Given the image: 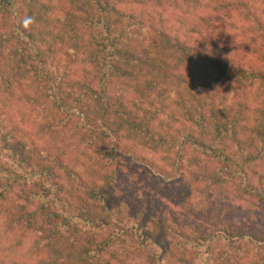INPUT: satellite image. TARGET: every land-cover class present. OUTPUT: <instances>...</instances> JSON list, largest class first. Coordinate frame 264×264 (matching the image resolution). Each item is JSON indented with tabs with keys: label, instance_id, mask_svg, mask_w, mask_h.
I'll return each mask as SVG.
<instances>
[{
	"label": "trees",
	"instance_id": "trees-1",
	"mask_svg": "<svg viewBox=\"0 0 264 264\" xmlns=\"http://www.w3.org/2000/svg\"><path fill=\"white\" fill-rule=\"evenodd\" d=\"M246 1L252 0H0V99L13 98L6 111L0 105V149L15 162L9 178L0 175V202L15 195L16 182L40 190L19 188L18 197L31 207L42 198L31 211L27 204L16 206L17 223L13 220L29 231L37 226L38 241L25 254L0 255V264H92V252H103L122 237L114 233L95 243L97 234L90 233L76 242L73 218L44 202L57 193L73 198L67 200L70 207L85 202L105 206L110 196L119 198L114 161L101 165L107 169L100 176L78 158L41 154L58 141L65 144L74 133L79 139L72 144L74 151L126 140L153 151L172 153L174 146L173 164L181 163L177 176L183 175L184 159L191 170L179 195L189 203L195 187L203 185L198 192L206 194L205 214L216 194L239 201L254 196L250 206L264 209V64L256 67L249 58L264 62V12H257L256 4L249 11ZM220 12L231 21L235 12V24H216L214 14ZM256 81L261 84L254 88ZM24 90L23 100L16 93ZM217 90L233 91L230 106ZM12 107L22 118L17 120ZM27 108L42 113L33 118ZM92 152L104 156L98 148ZM109 187L112 194L104 190ZM78 189L84 193L76 194ZM218 207L212 219L222 223L229 215L221 202ZM232 208L244 212L242 206ZM79 209L86 210L87 204ZM130 212L119 221L135 223L162 250L173 229L187 244L188 227L193 233L189 243L197 248L218 229L201 219L190 220L186 228L172 218L163 224L164 214L150 204ZM83 217L95 222L99 215L87 210ZM236 225L233 231L220 226V231H228L230 239H261L242 220ZM255 255L251 264H264V257ZM236 259L224 264H243Z\"/></svg>",
	"mask_w": 264,
	"mask_h": 264
},
{
	"label": "rangeland",
	"instance_id": "rangeland-1",
	"mask_svg": "<svg viewBox=\"0 0 264 264\" xmlns=\"http://www.w3.org/2000/svg\"><path fill=\"white\" fill-rule=\"evenodd\" d=\"M246 3L249 4V11L251 8L256 9V4V6H258L257 12H264V0H260V2L252 0L251 2L246 1ZM244 12L247 13V10H244ZM230 14L233 21L227 18L224 19L223 15L228 14L223 12L214 14L216 18L215 22L218 21L216 24H221L224 21L227 23H234L236 19L235 12H231ZM217 27L221 28L220 25H217ZM249 58L256 67L264 64V62L257 61L254 55ZM260 84V81L254 82V88L258 87ZM217 92L218 94H225L227 97L224 101L225 106H230L232 101L235 100L233 91L226 92V90H217ZM25 93H28V91H17L16 96L24 100L26 96ZM211 93L212 92L209 94ZM10 98L0 99L2 110L6 111L8 108L5 106L11 105V100L13 98ZM20 102L23 104V101ZM32 110L27 108L25 112L31 116L32 114L42 113L41 108L35 113H33ZM10 111L15 115L17 120L22 118L21 112L15 109V107H12ZM35 116L36 115L32 117L34 118ZM28 121L32 120L28 119ZM22 126L24 125L21 124V127ZM72 136L75 137H67V142L65 144L64 142L58 141L57 145L55 143L51 146H54L53 149L47 148L48 150H44L41 154L46 156L49 153H57L60 157L69 161L78 158L79 161H82L81 164L84 162L88 168L92 166L94 169H97L96 173L99 172L98 175L100 176H102L107 169L102 168L101 165L115 162L116 165H114V169L117 174L115 177L117 182L115 184L120 188L117 191L119 198L110 196L107 202H105L107 210L104 204L94 207L96 205L90 202H85L82 206H77V204L74 203L73 206L70 207L67 200L73 202V198L71 200L63 193L52 194L49 199H44V202H46L47 205H51L54 211L57 210L73 218V223L71 224L73 226L72 231L77 229L79 233L76 242L84 241L86 237H90L93 234H97V237H94L93 240L95 243L102 241L104 238H112L114 233L121 234L120 236L122 237L114 242L112 246L107 247L105 251L96 250L91 253L89 257L93 259L92 264H224V262L237 263L238 259L236 258H242L243 264H251L253 261L255 262L257 260L255 254H260V257H264V209L260 210V207L255 208L250 206L257 200L254 196L244 197L243 201H239V199H235L232 196L223 195L219 197L218 194H216V202H214L213 208L208 209V214H205L204 209H207L206 194L198 192L199 189L204 190L203 185H200V188L195 187L194 194L191 197L192 200L189 203L184 202V195H179L184 187L183 180L189 181V179H191V176L188 174L191 170L187 168V163L184 159L182 162L183 167L180 170L183 175L181 179L179 177L181 173L177 176L176 171L179 169L181 163L173 164V160L176 157L174 152L177 151V148H174V146L172 147V151H170L172 153H169L167 149L153 151L142 145H138L137 142L132 143L129 140L120 142L121 145H118L115 140L116 142H113L111 145L102 144L100 147L91 148L84 145L80 150L74 151L72 150V144L78 143L79 139L75 133ZM58 147L62 148V151L58 149ZM96 148L101 151V154H104L103 157L102 155L101 157L94 155L92 150ZM12 164L15 165V162L8 158L7 152L0 149V175L4 176L6 179L9 178L7 174L8 170H13ZM11 179L14 181L16 178L12 177ZM86 180L88 182L90 181L88 179ZM92 183L93 182L90 181L89 184L94 185ZM96 183L98 185L104 184V180L97 179ZM15 187L16 193L10 196L11 200L8 202H0V255H7L8 257L11 254L27 253L29 247L34 245V241H38L40 237L37 226L29 231L27 228H20L16 224V214L18 212L16 206L21 207L28 203L23 200L24 197H18L21 192L20 189H26L28 192L35 193H40V190L37 188L35 189L33 185L19 187V182H16ZM104 190L110 194L114 192L112 191V187ZM83 193V190L78 189L76 194ZM181 197L182 199H180ZM38 202H42V198L34 200L32 207L27 204V211L35 209V204ZM218 202L222 203L223 209L225 208L226 213L229 215L226 216V219H224L222 223L212 219L214 217L213 214L219 211ZM127 203L129 204V208H127ZM86 204V210L83 209L82 211L79 209L80 207L85 208ZM146 204H150L151 209L156 208L164 214L163 224H170L172 218L174 224L183 225L182 227L184 228L186 223L190 220L197 219V221H199L201 219L200 221L205 223L208 228L218 229L213 233V237L199 248L196 247V243H189L193 233L188 231V227L186 228L185 226L187 229V231H185L188 235L187 244L183 243L184 240L175 235L176 231L173 229L172 232L174 235L166 237L169 245L166 249L162 250L154 241L149 240L146 235L138 231L134 226L136 225L135 223H126L127 221L125 220L119 221L122 219L123 214L125 216L131 215V212L129 213L130 209L132 211L137 210L139 207H145ZM236 205L244 208L242 214H237L232 210V206ZM87 210L99 215L98 220L95 222L86 221L83 216ZM109 211L111 213L108 217ZM171 211H173L172 215L170 214ZM176 211H179L178 216H174L177 213ZM181 214L183 216L179 217ZM190 214H194V216ZM13 220H15L16 223H13ZM239 220L243 221L245 227H249V230L254 234L253 236H256V238L260 237L261 239L255 240L253 237L251 238L247 235H245L246 237L243 239L238 237L230 239L228 231H233L232 227L237 226L236 222ZM225 222H227V225H224ZM39 224H41L40 220ZM73 224L79 225L76 226ZM220 226L227 228L228 231H220ZM48 228L50 229V227H47V229ZM249 230H245L244 233L248 234ZM180 241L182 242L180 243ZM77 245L79 244L77 243L75 246ZM47 250L49 252L48 248ZM38 254L39 257L42 256V253L39 252ZM78 255L79 257L76 258H80L79 253ZM12 257L13 256H10V258ZM78 261L79 260H71L70 264H77ZM32 262L36 264L35 260H32ZM83 262L86 263V261ZM88 262L90 263V260H88Z\"/></svg>",
	"mask_w": 264,
	"mask_h": 264
}]
</instances>
